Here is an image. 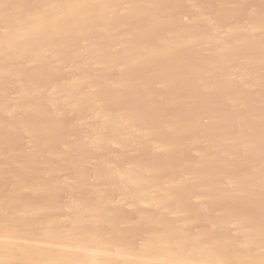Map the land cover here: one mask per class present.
<instances>
[{"label": "bare ground", "instance_id": "1", "mask_svg": "<svg viewBox=\"0 0 264 264\" xmlns=\"http://www.w3.org/2000/svg\"><path fill=\"white\" fill-rule=\"evenodd\" d=\"M260 10L0 0V264H259Z\"/></svg>", "mask_w": 264, "mask_h": 264}, {"label": "snow or ice", "instance_id": "2", "mask_svg": "<svg viewBox=\"0 0 264 264\" xmlns=\"http://www.w3.org/2000/svg\"><path fill=\"white\" fill-rule=\"evenodd\" d=\"M261 30L264 31V0H261ZM259 264H264V258L259 261Z\"/></svg>", "mask_w": 264, "mask_h": 264}, {"label": "rangeland", "instance_id": "3", "mask_svg": "<svg viewBox=\"0 0 264 264\" xmlns=\"http://www.w3.org/2000/svg\"><path fill=\"white\" fill-rule=\"evenodd\" d=\"M58 122V121H57ZM56 123V122H55Z\"/></svg>", "mask_w": 264, "mask_h": 264}]
</instances>
